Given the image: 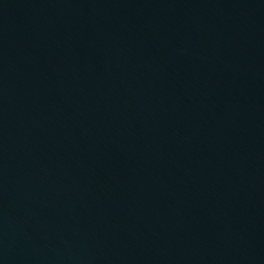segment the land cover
Wrapping results in <instances>:
<instances>
[{
	"label": "water",
	"instance_id": "95a60500",
	"mask_svg": "<svg viewBox=\"0 0 264 264\" xmlns=\"http://www.w3.org/2000/svg\"><path fill=\"white\" fill-rule=\"evenodd\" d=\"M0 264H264V0H0Z\"/></svg>",
	"mask_w": 264,
	"mask_h": 264
}]
</instances>
